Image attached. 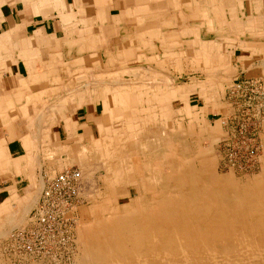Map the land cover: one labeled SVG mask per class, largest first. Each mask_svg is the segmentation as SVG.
<instances>
[{"label": "crops", "instance_id": "0c3cea01", "mask_svg": "<svg viewBox=\"0 0 264 264\" xmlns=\"http://www.w3.org/2000/svg\"><path fill=\"white\" fill-rule=\"evenodd\" d=\"M223 39L228 40L226 46L230 50L228 54L221 52L222 64L235 66L238 71H247L243 68L247 61L252 62L251 67L256 71L257 67H262L264 0H0V150L4 151L0 156V204L11 191L18 195L20 191L24 192L34 177L37 181L42 178L44 182L49 176H44L43 169L32 163H22L17 168L12 161L25 155L22 141L16 137L13 120L25 122L29 119L27 113L34 110L36 126L56 122L52 103H47V109H51L47 118L39 117L41 95H37L53 93L56 86L52 83L56 73L51 66H46V62L82 61L92 55L104 63H110L108 57L118 63L129 62L139 55H167L171 43L178 49L170 54L183 59L184 51L180 49L185 42L192 48L191 61H198L201 45L214 41L221 43L217 40ZM233 43L236 46L243 43V49L230 48ZM239 57H243L242 62L238 61ZM57 75L67 76L64 71H58ZM19 94L21 97L17 98ZM69 102V109L61 115L65 112L73 119L75 135L86 137V132H92L101 122L102 100L79 102L74 110V103ZM216 105L211 102L199 109L209 119L215 114L212 109ZM61 115H58L61 129L55 133L59 140L64 135L65 140L70 133Z\"/></svg>", "mask_w": 264, "mask_h": 264}, {"label": "rangeland", "instance_id": "374dc122", "mask_svg": "<svg viewBox=\"0 0 264 264\" xmlns=\"http://www.w3.org/2000/svg\"><path fill=\"white\" fill-rule=\"evenodd\" d=\"M171 40L172 42L174 41V39ZM217 41L222 43L223 48H220V52L223 53L225 51L228 54V51L230 50L229 47L226 46L228 40L223 39V41ZM184 44L185 45H183L180 49L181 51H184L182 54L183 59H176L173 54H170L174 49H178L171 43L168 45V54H157L156 56H158V59H156V56L154 55H152L151 57L139 55L136 56L135 59H133L134 61L130 60L132 62H119L112 65L111 63L99 62V60L95 59V57H93L94 55H92L88 60L65 62L64 64H62L63 69L57 70L64 71L67 76L64 75V77L61 78L56 73L55 77L52 78V83H55L56 85L55 91L53 93L51 92L48 94H41V97L39 96V107L41 108L39 117L41 119L47 118L48 111L51 110L47 109L48 102L53 104L52 106L54 107V109H58L55 110L57 115V124L56 127L52 128V131H54L55 133L58 129H61L62 125L60 121L58 122V120H60L58 115H61V112H63L64 110L69 109L67 107L70 103L69 101H72L74 103L72 105V110H74L77 104H82L86 100L95 102L97 99H100L104 104L106 97L105 95L108 93H114L119 89L122 91H129L132 89V91L134 90V92H136L137 94L142 91L141 98L143 100L141 103H137V107L140 110V114L138 113V115L142 118L139 125L135 129H133L134 131H130L129 128H126L127 125L125 121L128 120L126 117H121L120 119H112L110 127L101 126V128L100 125L104 124L103 111L101 122L97 127H94L91 130L92 132L87 131L86 137L82 134L75 135L76 124L73 119H70L68 114H66V119H63V121L66 130L70 133L69 138L64 140V135H62L63 138L60 140L58 139L57 145L55 144L54 146L49 147V149L46 151L47 154H44L46 156H44L43 151L39 149V165L37 164L36 168L41 167L43 169L44 176L49 175L48 177L51 178L57 172L61 171L64 168L79 167L82 169L85 178V191L82 193V195L84 196L86 202L79 205L81 207L80 211L78 212V220L80 221V226L78 227L77 222V226L75 228V232L77 235V253L74 255V260L71 259V262H69V264H81L78 260L79 255L82 254L80 253V227L82 229L90 226L93 223L92 219L94 213L96 211L97 213H101L104 207L110 209V202L113 201H118V204L114 205V208L111 209V213H119L123 216L127 215L128 210L131 208L132 204L126 205V203L129 200L131 201L130 203H133V199H136L138 195L137 186L132 182H129L128 187H120L117 182L113 183V171L128 167L131 164L129 162V158L124 156L121 157L123 159V164L121 166L119 165L120 163L117 159L118 156H114V154H117L119 150L121 152H124L125 154L129 153V157H131L133 160L138 157L141 161H143L141 165L136 164L135 174L138 172V176H136L137 178H141L145 175L143 172V170L147 168V166L145 165V161H147L150 166L154 167L156 161L160 160L163 153L172 154L173 152H178L176 160H173L174 166L176 165V167L178 164V159L179 162L180 157L182 160V155H184L185 158H190L196 155L198 152H203L209 158L213 159V162L215 163L216 173L226 178H232L237 182L249 184L253 182L255 178H259L264 175V119L260 122L261 154L260 165L257 170L253 172H239L233 170L228 171L224 168H221L219 162L220 153L218 147L220 140L225 136V118L232 111L228 103L229 95L231 96V93L229 91L230 89L228 90V88L232 87L235 80L237 79L235 83L243 84V92L247 91L251 94V110L250 107L247 106L249 94L246 96L243 95V122H245L249 115L255 114L253 111L257 109L259 103H264L263 98H253V96H259L258 94L259 92H261V89L255 90L253 87H249V85L253 83L257 84L258 86L260 85V87H264V68L262 69L264 65L262 67H257L256 71L255 68L251 67L252 62L247 61L243 67L247 68L245 69L247 71H243V69L241 71H238L237 67L235 66L231 68L225 64H222V60L217 58V56L215 55V58L212 59L213 62L211 63V54L204 44H200L201 49L199 48L200 53L198 61H191V45H189V48L188 43L185 42ZM235 47H241V49H243V43H240ZM237 53L240 52L237 51ZM214 56H212V58ZM159 58L161 59V61L159 60ZM166 59L168 60L166 61ZM237 59L238 61L242 62L241 60L243 59V57H239ZM98 64L100 65L97 66ZM91 67L92 69H90ZM136 68L140 72V76L135 77L133 75V70ZM167 79L170 82L169 86L166 84ZM198 83L207 85L208 89L211 88L213 90V88H217L215 89L217 90V93L216 97L214 96V94L206 96V94H208L207 91L203 96H200L198 94H191V96H189L188 102L190 101L191 105L197 106L196 108L192 107V109H190V111L192 110V113L197 114L194 118L186 115L183 111L171 114L170 117L167 115H162L160 108H157V104L151 100V96L159 98L160 93L164 92V89L166 92V89L169 90V88L181 86V88L183 87L182 89L180 88L181 91L184 89L189 90L190 84L197 85ZM150 89L160 90L161 92H153V94L151 92L148 93ZM250 89H253L254 91L253 96ZM210 92L213 93L212 91ZM147 94L151 96L146 97ZM80 95L84 98L86 97V100L80 98ZM236 95H238V93H236ZM231 100H237L241 102L240 100H238V98L235 99L231 97ZM211 102H214L215 104L217 103V105L213 107L215 109H212V112L215 110V114L211 115L209 119H206L205 115H202V111L201 109H199V107L208 105ZM109 104L110 108H112L110 110L112 111L113 103L110 102ZM153 106L156 108L153 109ZM171 106L174 109H178L180 107H184V103L179 99H173L171 101ZM261 115H264V110H261ZM120 121L123 122L122 128H119L117 124V122ZM47 127H49V125L46 123L37 126V130L39 129V136L47 132ZM120 129H122L123 132H121ZM159 135L161 136L159 137ZM124 137H129L130 139L120 140L124 139ZM146 140H148V142ZM96 141L98 142V144L96 143ZM99 142L101 143L99 144ZM128 144H131L132 147H130ZM58 146L61 147L62 150H60L61 148H59ZM157 146L159 147L158 149L156 148ZM83 148L86 149L83 150ZM81 150L82 152H84V155L87 158V163L82 164L77 160ZM153 152H157L159 153V155L157 156V158L150 159L149 154ZM25 159L27 161L29 158L27 157ZM25 163L27 164L28 162ZM132 169L134 170V168ZM39 175L40 174H38V177H40ZM205 177L206 176L203 175L202 178ZM124 179L126 178L124 177ZM168 181V186L162 187V189L160 188L161 186H159L158 190L166 192L170 191L169 193H174L173 195L176 196L182 192L180 195L184 197L185 193L178 187L177 178L170 177ZM195 181H197V183L199 184L201 183L197 179H195ZM42 185L43 182L40 180L37 181L36 178L33 181L30 180V186L24 192L20 191L19 196L27 195L28 193L32 192H38L37 196H39ZM127 190H129L130 192L131 199L129 196L125 195L127 193ZM179 199L181 201L182 198ZM183 199L186 198L184 197ZM7 200L9 201L7 204H0V226L1 224L5 226V228L0 227V231L6 232L5 235H0V260L4 264H31L32 260L30 258H28L29 260L22 258L24 256H22V254L20 253H15L13 249L10 248L8 244L9 242L7 243V239L11 232L14 229L22 226L21 225L19 227H15L13 225L14 223L7 226L6 223H8L12 219L11 213L14 212V210H17L20 204L17 201H10L9 199ZM214 200L215 201L213 205H197L196 208L198 209H196L194 213L195 215L190 214V212H188V210L186 209H182V211L179 212V215L182 218L181 220L183 224H187L188 219H190V222L192 223H199L203 217L213 214V212L215 211L214 209H221L222 207V215L225 217V219L222 220V223L224 225L230 224V221L228 220L229 214H226V211H224V194L222 192H219L218 189L214 190ZM5 209H7V213L5 212ZM197 212H199V214ZM116 216H118V214ZM11 226L14 228H12ZM207 227L208 225L205 224L203 228H200L198 233H200V235H206L208 237L209 231L207 230ZM202 231H204V233ZM110 237H113L112 234ZM200 254L205 255V253L203 252H200Z\"/></svg>", "mask_w": 264, "mask_h": 264}, {"label": "bare ground", "instance_id": "6f19581e", "mask_svg": "<svg viewBox=\"0 0 264 264\" xmlns=\"http://www.w3.org/2000/svg\"><path fill=\"white\" fill-rule=\"evenodd\" d=\"M69 17L71 16L69 15ZM70 27H72V25ZM124 29H126V27ZM233 44L232 46L229 44L231 46L230 48L236 46L235 44ZM204 45L211 54V63L213 62L212 59H214L215 56H217V58H219L220 60L223 59L222 54H220V48H222L221 43H217L216 41H214L211 42V44ZM124 55L126 56V53H124ZM212 56L214 57L212 58ZM108 59H110V63L112 65L118 63V61H115L114 58L108 57ZM156 59L158 58L156 57ZM26 63L29 65L33 64V62L30 61H27ZM45 64H47L46 66H51L54 72L58 73L57 69H63L62 64L64 63L53 61L48 63L46 62ZM90 69H92V67ZM133 71V75L135 77L140 76V72L137 68ZM166 84L168 86L170 84L168 79L166 80ZM180 88L181 86H177L175 88L172 87L169 88V90L166 89V92L165 89L164 92L156 89H150L148 93L151 92L153 94V92H161L159 98H155V96H151L149 94H147L146 97H152L151 100L157 104V108H160L162 115H167L170 117L171 114L183 111L186 115L194 118L197 114L192 113V110L190 111V109H192V106L188 103L189 96L191 94H198L200 96H203L207 91L209 95L206 94V96L214 94V96L216 97L217 93V90H215L217 88H213V90L211 88L208 89L207 85L201 83H198L197 85L190 84L189 90L184 89L181 91L183 87L181 89ZM210 91H212L213 93H211ZM141 92L142 91L137 94L136 92H134V90L132 91V89L129 91H122L119 89L114 93L106 94L103 104L104 124L100 125V127H110L112 119H120L121 117H126L128 119L127 121H125L127 125L126 128H129L130 131L135 129L139 125L142 118L138 115V113L140 114V110L137 107V103H141L143 100L141 98ZM40 95L41 94L37 96ZM20 97L21 94L17 95V98ZM79 97L82 99L86 98L82 97L81 95ZM173 99L181 100L184 103V107L178 109L172 108L171 101ZM110 102L113 103L112 111L110 110L112 109L110 108ZM29 107L26 109H29ZM156 107L153 106L152 108L154 109ZM33 111L28 112L29 114L27 113L29 119L27 118L25 122H20L19 119V121L13 120L16 137L21 139L22 144L25 148L24 156H21L14 160L11 159L12 161H14L13 163L17 168H19V166L25 162H28L27 164L32 163L36 166L37 164L39 165V149L43 151L44 155L47 154L46 151L49 149V147L58 144V135L57 133H54V131H52V128L56 127V122H52L51 125H49L47 132L45 134L40 133L41 135L39 136V129L37 130V126L35 125ZM24 113L26 114V110L24 111ZM65 116L67 115L64 112L63 115H61V118L66 119ZM49 119L51 121L53 119L51 114ZM117 124L119 128H122L123 122L120 121L117 122ZM120 131L123 132L122 129H120ZM160 136L161 135H159V137ZM129 139V137H124V139L120 140ZM146 141L148 142V140ZM96 143L98 144L97 141ZM100 143L101 142H99V144ZM128 145L132 147L131 144ZM156 148L158 149L159 147L157 146ZM85 149L86 148H83V150ZM60 150H62V148ZM177 153L178 152H173L172 154L163 153L160 160L156 161L154 167L150 166V164L145 161V165L147 166V168L143 170L145 175L141 178L136 177L138 176V172L135 174L136 164L141 165L143 162L140 160V158L137 157L133 160L131 157H129V153L125 154L120 150L117 154H114V156L116 155L115 157L118 156L117 159L120 163V166L123 164V159L121 157L124 156L129 158V162L131 164L128 167L113 171V183L117 182L120 187H128L129 182H132L137 186L138 195L136 199H133V203H130V200L126 203V205L132 204L131 208L128 210L127 215H125L126 217L120 215L119 213H111V209L114 208V205L118 204V201H113L110 202V209L104 207L101 213H97V211L95 210L96 212L94 213L92 219L93 223L90 226L82 229L80 227V253L82 254L79 255L78 260L81 264H264V175L259 178H255V181L253 180V182L249 184L237 182L232 178H226L216 173L215 163L213 162V159L209 158L203 152H198L196 155L190 158H185L184 155H182L183 157L182 160L180 157V162L178 159L177 168L176 165L174 166L173 161L176 160ZM3 154L4 151L0 150V156H2ZM149 155L150 159H153L157 158L159 153L153 152ZM27 157L29 159L26 161L25 158ZM8 159L10 160V158ZM77 160L82 164L87 163V158L82 150L79 153V157L77 158ZM77 168L81 171V174L83 176L82 184L84 185L85 178L83 175V171L81 168ZM132 168H134V170ZM203 175H205L206 177L202 178ZM124 177L126 179H124ZM168 177L177 178L178 187L184 191V197L186 199H183L184 197L180 195L182 192L176 196L173 195L174 193H169L170 191L166 192L158 190L159 186H161L160 188L162 189V187H166L169 185ZM195 179H197L201 183H197ZM40 181H42V178L40 179ZM217 189L219 192H222L224 194V211H226V214H229V217H227L230 221V224L224 225L222 223V220L225 219L221 211L223 207L221 209H214L215 211L213 212V214L203 217L199 223H192L190 222V219H188V223L183 224L179 212L182 211V209H186L188 210V212H190V214H194L196 209H198L196 208L197 205H213L215 201L214 190ZM83 190L85 191V185ZM37 195L38 192H32L28 193L27 195L19 196L14 190L12 191L10 197H7V199H9L10 201H17L20 204L19 208L11 213L12 219L8 223H6L7 226L14 223L13 225L15 227H19L21 225L24 226L27 223L28 213L38 200L37 197L39 196ZM125 195L129 196L131 199L129 190H127V193ZM179 198H182L181 201ZM7 199H5L2 204H7L9 202ZM80 209L81 207L79 206L77 208V214ZM5 212L7 213V209H5ZM197 213L199 214V212ZM117 214L118 216H116ZM77 222L79 227L80 221L77 220ZM205 224L208 225V237L206 235H200V233H198L200 228H203ZM2 225L3 224H1L0 227L5 228V226ZM202 232L204 233V231ZM5 233L6 232L0 231L1 236L5 235ZM111 234L113 236L112 238L110 237ZM200 252L205 253V255H201ZM0 264L4 263L0 260Z\"/></svg>", "mask_w": 264, "mask_h": 264}, {"label": "built area", "instance_id": "2783aa9c", "mask_svg": "<svg viewBox=\"0 0 264 264\" xmlns=\"http://www.w3.org/2000/svg\"><path fill=\"white\" fill-rule=\"evenodd\" d=\"M235 82L228 88L231 96L227 98L232 111L225 118V136L218 144L219 162L220 167L228 171L253 172L260 165V122L264 119L261 115L264 103H259L253 111L255 114L243 122V95L249 94L247 106L250 110L252 98L250 93L243 92V84ZM249 87L261 89L256 97L250 89L254 99H264V87L255 83ZM231 97L241 102L231 100ZM82 179L81 171L76 167L64 168L53 177L45 178L27 223L14 229L7 239L15 253L30 258L31 264H69L71 259L74 260L77 253V207L86 202L82 195Z\"/></svg>", "mask_w": 264, "mask_h": 264}]
</instances>
